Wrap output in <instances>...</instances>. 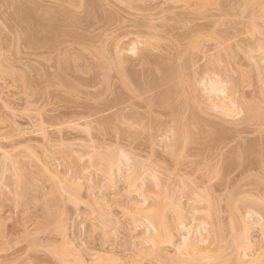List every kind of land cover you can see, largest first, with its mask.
<instances>
[{
  "label": "rangeland",
  "instance_id": "rangeland-1",
  "mask_svg": "<svg viewBox=\"0 0 264 264\" xmlns=\"http://www.w3.org/2000/svg\"><path fill=\"white\" fill-rule=\"evenodd\" d=\"M16 1L0 0V39L8 41L0 42L2 43L0 49L7 48L5 49L7 52L0 50V61L5 59L12 61V63L0 62V159L5 156L4 159L9 160V170H5L4 173L19 174L20 183L19 189L16 188V190L12 189V184L8 188L10 180L7 188L0 185L6 188L5 197L3 196L5 199L0 198V205L4 204L0 208V231L8 232L7 235L5 234L7 239L0 236V257L2 258L0 263L11 264L14 261L12 259L16 257L19 261L16 259L17 261L12 264L21 262L22 257L19 251L28 250L32 261H29L31 260L29 257L28 262L25 259L24 263L29 264H73L75 262L73 254H79L77 257L81 256L80 258L87 264H93L92 254L94 253L108 256L112 260L109 264H175L174 261L170 262L171 258H174L175 249L164 240V235L170 231L173 239H177L181 232L179 225L184 224L190 229L189 241L178 253L184 254V257L186 256V259L188 257L192 262L187 261L194 263L201 260L205 264H212L209 253L221 250L224 256L226 254L231 257L227 259L223 257L226 261L228 258L231 259L225 264H236L234 255L237 254L235 252L237 249L234 250L233 243L234 235L237 236V225L235 234L232 232L233 235L230 229L233 221L231 217L235 220V217L240 214L247 219L249 212L253 213V216L247 219L251 225L249 237L256 241L254 247L249 249V253L247 252L249 256L243 257V260L253 259L258 253L263 252L264 237L261 236L260 225L263 226L264 223H255L254 218L260 211L257 208L258 203L255 205V200L257 202L264 200V82H262L264 78L262 79L263 76H261L260 81L256 76L253 61L258 60L260 66L264 68V53L262 54L258 49L259 45H264V18L257 16L259 8H264V0H250L248 3H246L247 0H198L197 6L187 4L183 0H128V3L124 0H97V5H94L96 10L94 9V12L90 10L91 13L88 12L89 9L86 10L82 0H34L43 7L45 5L55 9L53 6H56L70 13L65 12L67 17L62 15L63 11L62 14L59 13V10L56 11L59 14H54L57 18L60 14L64 17L65 24L61 17L57 19H60L61 22L58 21L60 25L64 24L61 25L62 34L59 32L61 35H63L64 27V33L76 30L82 34L80 39L74 35L71 36L70 33V35L64 34V36L67 35V39L68 35L71 36L68 40L76 37L74 39L75 44L79 40L78 47L72 43L73 40L70 41L71 43L67 39L64 41L63 36L64 40L61 38L60 41L61 35L59 34L58 38L56 35L55 38L61 43L60 49L58 47L57 50L55 49L57 45L53 49L51 46V48L44 47V39L40 37L45 34L35 36V39L43 45L29 44L36 40L27 42L30 39V35L27 34L35 26L33 22L36 21V27L39 24L38 28L44 24V27L40 29H46L47 21L42 20L43 22L40 21L37 24V15L39 18L43 10L41 8L42 10H36L40 15L32 13V16L36 17V20L32 22L33 25L26 26L28 30L23 27L21 29L13 21L14 17H11L14 14H11L17 3L25 6V1L18 0L17 3ZM252 2L254 4H251ZM249 4L250 7H248ZM53 9L51 10L55 11ZM50 11L48 12L51 13ZM87 12L93 13V17ZM74 17L78 18V22L74 20ZM52 18L56 20L55 17ZM254 20L258 23V32L252 30L251 24ZM142 31L144 37L140 35ZM73 32L71 33L75 34ZM149 32L151 33L147 37L145 33ZM32 33L30 34L33 36ZM154 33L158 35L161 33L159 35L161 38L151 37L155 35ZM21 34H23L22 37H20ZM162 34H165L167 38L165 36L163 38ZM80 36L78 34V37ZM82 36L84 38L87 36L88 39H85V43L83 40L80 45ZM12 37L16 41L12 42L13 44L10 42V40L13 41ZM145 37L149 40H145ZM115 39H119V42L123 44L120 43L122 48L125 47L124 57L135 58L137 51L140 52L139 48L143 47L142 50L145 48L144 51L149 50L148 53H154L160 56V59L166 58L165 60L170 64L189 65L188 73L191 76L195 74L194 79H197L195 88L191 86L185 89L186 85H183L184 87H178L181 93L177 92L176 82H173L176 79L173 77L169 79H172V83L176 85L172 84L177 89L176 92L181 95L183 92V95L192 97L194 104L187 107L180 106L178 102L180 95L174 94L175 90L172 91V95L170 89L166 88L171 82L163 85L167 89L165 93L170 96L166 98L168 100H164L165 104L161 101L162 95L161 98L157 96L161 103L155 102L156 99L151 100L154 98L151 95L156 92L149 91L148 87L151 86H146V78H149L148 75L151 74L150 81H155L161 77L157 74H161L162 70L158 72V63L156 66L151 65L150 57L149 62L141 61L145 58H142L138 64L131 62L136 65H132L136 71L134 68L131 69L136 78H131L133 80L130 82V77L128 80L124 79L125 82L122 81L123 78L118 77L121 70L117 65L118 68L109 67L110 70L107 71L108 67H105L104 70L103 63L95 55L93 56L94 51L103 47L111 49ZM177 39L180 42L178 48L177 46L172 48L174 46L172 44H175L172 42ZM141 40L154 42L152 44L155 46L158 44V46L151 48L150 44L146 47V42L142 43ZM220 42L230 43L231 51L235 53L232 55L235 59L233 62L231 59V63L228 64L229 68L224 61L219 62L215 67L205 62L206 56L213 55ZM66 44L69 49L65 46ZM72 44L75 47H71ZM83 45L87 50L89 49L88 52L90 50L93 52L85 53L87 51L84 50L86 48H82ZM13 47L14 51H12ZM62 47L66 49L64 52L69 50V55L75 49L72 54L76 59L81 56V60H86V55L91 56L86 61L77 59L79 62L71 57L72 62L76 61L75 65L72 62L68 64L61 62L62 67L63 64L65 67L69 65L67 70L64 69L66 72L61 74L63 78H67L65 83H63L64 79L60 78L61 75L57 77L62 72L58 71L63 70L59 68L61 57L58 58L59 55H56L60 52L64 53ZM113 48L110 52L114 51ZM49 49L55 51L51 52L52 50ZM76 49H79V54L84 53L83 56L78 55ZM249 53L253 55L254 60L249 58ZM111 55L115 56L112 53ZM155 55L153 56L156 57ZM154 57L151 58L154 59ZM156 59L158 60L159 57ZM112 61L114 60H111V64ZM115 61L117 62V59ZM77 63L85 64L87 68L81 65L79 68V65L76 66ZM98 63L101 67H98ZM1 64L11 66L7 67L11 68V74L5 70L7 69L5 66L3 69ZM17 71L20 74L22 72V75H18ZM186 71H188L187 67ZM127 73L129 72L126 71L124 78L125 75L129 76ZM12 74L15 75L11 76ZM133 74L131 72L130 76L134 77ZM152 75L157 76V79L152 78ZM85 78L89 82L91 80L94 82L97 78L98 80L97 83L87 87L89 82L85 83L86 86L83 84ZM214 78L223 80L220 86L226 91L224 95L222 93L218 95L221 98L224 96L225 99L218 98L224 101L226 107L234 109V113L227 114L228 109L226 113H221L217 108L219 100L214 97L215 99L210 101V96L217 95L207 94L203 90V84L208 85ZM227 78H231V83L236 82L234 91L231 89L234 86L230 87L232 84L228 83L229 80L224 82ZM169 79L167 81H171ZM67 80L72 82L68 81L69 84H67ZM126 81L131 84H127ZM163 81L165 82L166 79ZM93 84H96L95 87ZM145 86L148 88H146L147 91L152 93L151 95L149 92L145 93ZM229 87L231 90L228 89ZM155 90L158 91L157 86ZM160 92L158 91L157 94L159 95ZM146 94L151 96L150 100L145 98ZM111 102H113L112 107L110 105L107 107V104ZM125 104L127 108H130L127 109L128 111ZM105 105L107 108L104 107ZM121 105L125 107L127 114L119 113L120 109L116 111ZM102 107L104 110H101ZM77 111L78 114H76ZM110 111L117 112L118 115L116 113L111 115ZM106 113L108 116L105 115ZM191 115H195L194 120ZM168 127L172 128L170 132L173 131L170 136H167ZM162 128H166L164 132H167H163V136ZM218 129H221L223 134L219 133ZM69 144L71 147L65 149V146ZM5 152L10 153L8 157L3 155ZM122 154H125L128 159ZM102 159L109 160L108 165L99 166V161L101 162ZM2 161L4 160H0L1 163ZM13 164H16L17 169L13 167ZM3 166L1 164V167ZM134 174H141L140 178L144 182L137 179L136 185H130L128 179ZM151 174H154L155 178H150ZM6 175L4 174L5 177ZM5 179L7 178H4V181H7ZM66 179L74 181L75 184L72 183L74 186L70 184V180L69 184L73 186L71 189L74 188L81 204L74 206L70 203L67 199L69 190H62L60 194L54 192V188L59 187L56 183L67 187V183H64ZM87 179L89 182L85 183ZM164 179V184H169L175 191L184 214L177 219L170 210L163 209L161 213L165 215L162 217L169 227L168 231L163 228L159 217L154 219L156 217L154 216L153 224L160 233L152 242L153 234L156 232L145 231L152 227L146 217L151 212H155L153 201L155 202L156 196L161 192L164 185L161 182ZM140 182L143 183L141 189L137 186ZM88 185L92 187L89 188ZM22 187H24L23 190ZM1 190L3 193V189ZM162 197L158 196L160 199ZM201 197L205 200L200 199ZM198 199L200 200L195 201ZM86 200L97 202L95 206L90 201L95 206L93 208L92 205L91 209L102 213L100 215L103 219L110 218V222L106 219L107 225L104 223L105 231H103L105 225L96 221L97 217L92 216L91 209L87 210V205L84 203L88 201L83 202ZM229 204L236 206L232 210L233 206ZM261 205L263 207V203ZM62 209L66 230L61 234L55 229L53 218ZM208 213L210 215L212 213V220ZM251 219L254 220L251 221ZM80 225L84 226L85 231H82ZM212 226L214 228L216 226L217 229L220 227L221 232L216 229L219 234L212 233L210 229ZM209 230L213 236L209 235ZM211 239L214 241L211 242ZM28 246L31 248L29 249ZM70 249L74 253L68 252ZM17 250H19L16 252L18 254L14 258L12 253ZM214 252L212 254L215 255ZM178 253L176 251V254ZM207 253L208 260L203 258L204 255L207 256ZM222 254L217 253L218 258L220 255L223 256ZM17 255L20 257L18 258ZM23 255L27 256V253ZM214 255L212 256L215 259ZM197 256L202 259L196 258ZM215 261L219 262L218 259Z\"/></svg>",
  "mask_w": 264,
  "mask_h": 264
},
{
  "label": "bare ground",
  "instance_id": "bare-ground-1",
  "mask_svg": "<svg viewBox=\"0 0 264 264\" xmlns=\"http://www.w3.org/2000/svg\"><path fill=\"white\" fill-rule=\"evenodd\" d=\"M3 1H5V0H3ZM18 1V0H17ZM17 1H16V3H17ZM22 1V0H21ZM25 2V6L23 5V4H21V3H17V5L19 4L20 6H14V11L16 12H14L13 11V13L11 14V15H13V16H11V17H14L13 18V21L16 23V25L17 26H19L21 29H22V27H23V29H25L26 30V28L27 27H29V25L31 26V24L33 25V23H35V26H33L32 27V31L30 32V33H32L33 34V36L29 33V34H27V32H26V34L27 35H30L29 36V38L30 39H28V36H27V39H28V43H29V40L30 41H33V40H36V42H31V43H29V44H39V46H40V44L41 45H43L42 44V42H40L39 40H37V39H35L36 37V34H38L37 36H40L41 34H45L43 37L41 36L40 38H43L44 39V47L46 48L47 46H48V48H51L52 47V49H53V47L54 46H56L57 45V48L55 47V49L57 50L58 49V47H59V49H60V44L61 43H59V39L57 40L56 38H55V36L57 35V38H58V36H59V34L61 33V30H63V27L61 28V25H64L65 24V21H63V16H61V12L63 11V13L64 14H62V15H66V13H69L66 9H60V7H56V6H53V7H55V9H53V8H51V7H49V6H45L44 5V7L42 6V4H39L38 3V1L36 2V1H34V0H24ZM97 0H82V3H83V5L85 4V8H86V10L88 11V9H89V11L88 12H90V10L92 11V12H94L96 9H95V7L96 6H94V5H97V2H96ZM125 2H127L128 3V0H124ZM176 1V0H175ZM181 1V0H180ZM188 0H183V2H186L187 4L188 3H191L192 5H195V6H197L198 5V3H196V2H198V0L197 1H192V0H189L188 2H187ZM191 1V2H190ZM211 1V0H210ZM246 1V0H245ZM253 1V0H252ZM35 2L37 3V4H39V5H37V4H35ZM80 2V1H79ZM248 2H250V0H247L246 1V3H248ZM6 3V2H5ZM26 3H28V4H26ZM245 3V4H246ZM8 4V3H7ZM87 4V5H86ZM197 4V5H196ZM251 4H254L253 2L251 3ZM14 5H15V3H14ZM82 5V6H83ZM23 6V7H22ZM40 6V7H39ZM246 7H247V5H245ZM19 7V8H18ZM46 7V8H45ZM49 7V9L51 8V9H53V10H55V11H52L51 9V11L49 10V9H47ZM88 7V8H87ZM248 7H250V4L248 5ZM254 7V6H253ZM43 10H42V9ZM44 8L47 10H44ZM56 8H57V10H56ZM93 8V9H92ZM251 8H252V6H251ZM11 9V8H10ZM38 9H41L40 11L42 12H40L41 13V15L39 14V13H37L36 12V10H38ZM95 9V10H94ZM258 9V8H257ZM260 9V11H258ZM257 11H258V15L257 16H260V17H262V18H264V8L262 7V8H259ZM12 10V9H11ZM17 10V11H16ZM24 10V11H23ZM59 10V13H61L60 14V16L58 17V18H62V21H63V23L60 25V23L59 22H61V21H59V20H57L58 18H57V15H54V14H59L58 12H56V11H58ZM35 11V12H34ZM44 11H46L45 13H44ZM48 11H50L51 13H49ZM22 12H23V14H22ZM26 12V14H24ZM48 12V13H47ZM54 12V13H53ZM66 12V13H65ZM88 12H87V14H88ZM97 12V11H96ZM95 12V13H96ZM32 13H34V15H36V14H39L40 16H39V18H38V15H37V24H38V22L40 23V21L41 22H43L42 20H44V22L45 21H47L45 24H47V26H46V29H40L42 26L44 27V24H42V26L40 27V28H38L39 27V24L37 25V27H36V21L35 22H33L34 21V19L36 20V17H34V16H32ZM36 13V14H35ZM48 15H50V16H48ZM91 13V12H90ZM89 13V14H90ZM94 13V14H95ZM98 13V12H97ZM16 14V15H15ZM70 14V13H69ZM68 14V15H69ZM88 14V15H89ZM25 15V16H24ZM46 15V16H45ZM92 15V17H93V13L92 14H90L89 16H91ZM96 15V14H95ZM48 16V17H47ZM70 16V15H69ZM68 16V17H69ZM41 17V18H40ZM45 17V18H44ZM52 17H55L56 18V20L55 19H53ZM65 17H67V16H65ZM43 18V19H42ZM39 19V20H38ZM11 20V19H10ZM74 20L76 21V22H78L77 20H78V18L76 17H74ZM59 21V22H58ZM33 22V23H32ZM57 22V23H56ZM30 23V24H29ZM258 23H257V21H253L252 22V30L253 31H255V32H258L259 31V26L257 25ZM27 26V27H26ZM60 26V27H59ZM25 27V28H24ZM59 27V28H58ZM33 28H37V29H33ZM61 28V29H60ZM27 30H28V28H27ZM37 30V31H36ZM67 30V29H66ZM23 31V34H25V32ZM37 33H36V32ZM67 31H69V30H67ZM66 31V32H67ZM71 31V30H70ZM68 32V33H64L65 32V27H64V32H63V35H61L59 38H60V41H61V38L64 36V34H71V36H76L77 37V39H80L81 38V36L80 35H82V34H80V32H78V31H76V30H74V32L76 31L77 32V34H76V32H75V34H72L71 32H73V30L71 31V32ZM60 32V33H59ZM73 32V33H74ZM150 33L151 32H149V33H145L146 34V36L148 37L149 35H150ZM23 34H21V36L20 37H22V35ZM35 34V35H34ZM40 34V35H39ZM69 34V35H70ZM78 34H79V36L80 37H78ZM144 35V33H143V31H142V33L140 34L141 36H143ZM152 34H153V32H152ZM155 34V33H154ZM161 33H159V35H160ZM68 35V37L69 38H71V36H69ZM83 35H85L84 33H83ZM137 35H139V33H137ZM158 34H155L154 36L152 35L151 37H153V38H161L160 36H159ZM26 36V35H25ZM34 37V38H32V37ZM121 36V35H120ZM119 36V37H120ZM156 36V37H155ZM159 36V37H158ZM163 38H164V36H165V34L163 35H161ZM65 37V40H64V38H62V40H64V41H66V39H67V35H65L64 36ZM76 37H74V38H76ZM122 37V36H121ZM120 37V38H121ZM144 37V36H143ZM23 38H24V36H23ZM22 38V39H23ZM68 38V39H69ZM70 39V40H68L69 42L71 41V40H73L72 41V43H74L75 44V39ZM82 38L83 39H81L80 40V45H81V42H83V40H84V42L83 43H85V39H88L87 38V36H85V38H84V36H82ZM118 38V37H117ZM116 38V39H117ZM165 38H167L166 36H165ZM11 39H13V37L11 38ZM115 39V40H116ZM148 40H149V38H147ZM146 39V37H145V40H147ZM151 39V38H150ZM3 41V43L4 42H8V41H6V40H3V39H0V42H2ZM8 40V39H7ZM15 40V38L13 39V41L12 40H10V42L12 43V42H16V41H14ZM23 40H26V39H23ZM113 40V42H112V48L114 49V51H112V52H110V50L112 49H108V48H105V47H103V48H98L99 50H97V51H94L95 52V54H93V56L95 55L96 56V58H98L103 64V66L102 67H104V70H105V67H108V68H106V69H108L107 71H109L110 69H109V67H112L113 69H115L117 66H119V69L122 71V68H123V71H124V73H123V71L121 72V71H119L121 74H119V76L118 77H121V78H123V80L122 81H124L125 82V80L124 79H126V80H128L129 79V77H130V79H129V82L131 81V80H133V79H131V78H136V76L133 74L134 73V71L132 70L131 71V69H133L134 68V66H136L135 64H132L131 62H133V63H137L138 64V62L143 58H145V60H141L142 62L143 61H148L149 60V57H150V60L149 61H152V63H151V65L153 64V65H155L156 66V64L158 63V65L160 66V68H159V66H158V69H159V71L158 72H160L161 70H162V73L160 74V73H158L157 74V76H161V77H158V79H157V76L155 77V76H153L152 75V78H156L157 80H152V81H150L151 80V74L150 75H148L149 76V78H146L147 80V82H145V84L147 83V84H149V85H147L146 84V86L148 87V86H151V87H148L149 88V91L150 92H152V93H154V92H156V94L154 93L153 95H151L152 93H150L149 91H147V87L145 86V89L146 90H144L145 91V93L146 92H149V94L152 96V97H154V98H152L151 99V96L148 94H146L145 95V98H148L147 100H155V102H159V103H161V101L165 104V102H164V100H168V99H166L167 97L169 98L170 96L167 94V93H165L166 92V90L167 89H165L164 88V84H166V83H168V82H171V83H168L169 85L171 84H173L172 83V79H169V78H175L176 79V81H173L174 83L176 82V85H177V89H178V87H180L181 88V86H183V85H186L184 88L186 89H188V87L190 88L191 86H192V88L194 87L195 88V84H196V81L195 80H197V79H194V78H196V76H195V74H192V76H195V77H192L188 72H189V69H190V67H189V65L188 66H184L183 64L181 65V64H170V63H168L167 62V60H165L166 58H161L160 59V56H156L154 53H152L151 54V52H147V51H149V50H147V48H146V50L147 51H144L145 50V48L142 50L141 48H143V47H140L139 49V51L140 52H138L137 51V58H138V60H137V58L135 59V58H130V57H124V55H125V53H123V52H125V51H123V49L125 48H122L123 46V44L121 43V42H119V39L118 40ZM55 41V43H59V45H58V43L57 44H54L53 42ZM142 41V43H145L146 42V47H148L150 44V46L149 47H151V48H153L152 46H154V47H157L158 46V44H157V46H155V44L153 45L152 43H154V42H150V41H144V40H141ZM141 41H139L140 43H141ZM144 41V42H143ZM151 41H153L152 39H151ZM175 41V40H174ZM172 42V43H175V44H172V45H174L172 48H176V46H177V48H178V44H180V42L178 41V39L175 41V42ZM26 42V43H27ZM40 42V43H39ZM63 42V41H62ZM78 42V43H77ZM89 42V41H88ZM11 43H8V44H11ZM67 43V42H66ZM71 43V42H70ZM76 43L77 44H79V40H77L76 41ZM90 43V42H89ZM122 45H121V44ZM149 43V44H148ZM155 43H157V42H155ZM177 43V44H176ZM0 44H2V43H0ZM13 44V43H12ZM77 44H75L77 47H78V45ZM86 44H88V43H86ZM67 45L68 44H66L65 46L67 47ZM262 45V44H261ZM259 45L258 46V49L260 50V52L263 54L264 52L262 51V50H264V45ZM51 46V47H50ZM90 46H92V45H90ZM111 46V45H110ZM144 47H145V45H143ZM11 47H12V45H11ZM15 47V46H14ZM14 47H13V50L12 51H14ZM65 47V48H66ZM69 47V46H68ZM67 47V48H68ZM71 47H75V46H73V44L71 45ZM76 47V48H77ZM88 47H89V45H88ZM10 48V47H9ZM8 48V49H9ZM63 48V47H62ZM83 49L84 48H86V46H84L83 45V47H82ZM81 48V46H80V49H82ZM96 48V47H95ZM131 48H133L134 49V47H131ZM151 48H150V50H151ZM5 49H7V48H3V50H2V48L0 49L1 51H4V52H7V51H5ZM52 49H49V50H52ZM69 49V48H68ZM67 49V52L65 51L64 52V50H66V49H62L63 50V52L64 53H61L60 51V54H56V55H59V57L58 58H60L61 57V61H60V65H59V62H58V65L60 66H58L59 68H63V70L61 69L60 71H58V72H61L60 74H58L57 75V77L58 76H60L63 72H66V71H64V69H66V68H68V66H64L65 64H63V67H62V65H61V62L62 63H69V62H72V60L74 59V60H76V61H78L79 62V60H77V59H79L81 56H79V58L77 57V59L76 58H73V57H75V55L73 56V54H72V52H73V50H75V49H73L72 50V52H71V55H69L70 54V52H69V50ZM72 49V48H71ZM82 49V50H83ZM129 48H127V50H128ZM132 49V50H133ZM149 49V48H148ZM231 46H230V43L228 44V42H226V43H224V42H220L219 44H218V47L216 48V51L214 52V54L212 55V54H209V56H206V58H205V62H207V64L208 65H210V66H212V67H215L219 62H221V61H224L225 63H226V66L228 67L229 65L228 64H230L231 63V59H232V62H233V60L235 59V56H232L233 54L235 55V53L234 52H232L231 51ZM77 50V49H76ZM84 50H86L87 52H85V53H92L93 51H91L90 50V52H88V50H87V48L86 49H84ZM129 50H131V49H129ZM55 50H52L51 52H54ZM71 51V50H70ZM78 52V55H80V54H82V56H83V54L84 53H80L79 54V49L77 50ZM10 52V51H9ZM68 52H69V54H68ZM76 52V51H75ZM83 52V51H82ZM3 53V52H2ZM50 53V52H49ZM76 53V54H77ZM111 53L113 54V55H115L116 56V58H112V57H115V56H112L111 55ZM4 54H7V53H4ZM75 54V53H74ZM88 54V55H89ZM148 54H150V55H148ZM8 55V54H7ZM148 55V56H147ZM152 55V56H151ZM153 55H155L156 57H154ZM1 56V55H0ZM261 56H263V55H261ZM55 57V56H54ZM71 57L73 58V59H71ZM86 57V58H85ZM84 58L86 59V60H89L88 58L90 57L91 58V56L89 55V57H87V55L85 56ZM154 57V59H152V58ZM159 57V59L157 60L156 58H158ZM162 57V56H161ZM264 57V56H263ZM4 58H6L5 56H4ZM55 58H57V57H55ZM57 58V59H58ZM93 58V57H92ZM127 58V59H126ZM148 58V59H147ZM249 58H251V59H253V55L251 54V53H249ZM117 59V62L115 61ZM128 59H130V61L128 60ZM136 61H135V60ZM152 59V60H151ZM206 59H207V61H206ZM262 59V58H261ZM59 60V59H58ZM69 60H71V61H69ZM80 60H81V58H80ZM83 61H86V60H84V59H82ZM81 60V61H82ZM111 60H114V62L113 63H116L115 65L113 64V66H115V67H113L112 66V64L110 63L111 62ZM126 60H128V61H126ZM134 60V61H133ZM154 60V61H153ZM157 60V61H156ZM161 60H163L162 62H160ZM165 60V61H164ZM254 60V59H253ZM1 61H3V62H5V61H7L6 59L5 60H1ZM0 61V62H1ZM8 61H10L9 63H12V61L9 59ZM7 61V62H8ZM75 61V62H76ZM148 61V62H149ZM264 61V60H263ZM75 62H72L73 64L75 63ZM153 62H155V63H153ZM8 63V64H9ZM85 63V62H84ZM160 63V64H159ZM66 64V65H67ZM87 64V63H86ZM98 64H99V66H98ZM97 65H96V67L98 66V67H101V64L100 63H98ZM9 65H11V64H9ZM6 66V65H2L1 64V67L3 68V69H5L3 66H5L6 68L7 67H11V66ZM13 65V68H14V64H12ZM75 65V64H74ZM77 65H79L78 63L76 64V66ZM82 67H85V68H87L86 66H84L82 63L80 64ZM79 65V66H80ZM117 65V66H116ZM128 65V66H127ZM132 65H134V66H132ZM177 65V66H176ZM253 65H254V68L256 69L255 70V72H256V76L259 78V80L261 81V76H263L262 77V79L264 78V68L262 67V66H260V62H258V60L256 61V60H254L253 61ZM73 66V65H72ZM78 66V67H79ZM81 66L79 67V68H81ZM95 66V65H94ZM132 66V67H131ZM65 67V68H64ZM121 67V68H120ZM130 69H129V68ZM186 67H187V70L188 71H186ZM1 68V69H2ZM78 68V69H79ZM118 68V67H117ZM189 68V69H188ZM193 68V67H192ZM229 68V67H228ZM11 68H7V69H5L6 71L8 70L9 72L8 73H10L11 74V70H10ZM100 69V68H99ZM161 69V70H160ZM13 70H15V69H13ZM59 70V69H58ZM67 70V69H66ZM76 70H77V68H76ZM112 70V69H111ZM132 72V74L134 75V77H131L130 76V74H131V72ZM134 70H135V68H134ZM209 72H210V70L209 69H207ZM227 70H229V69H227ZM226 70V71H227ZM3 71V70H2ZM126 71L127 72H129V73H127V74H129V76L128 75H125L126 77L124 78V74H126ZM136 71V70H135ZM13 72V71H12ZM16 72V71H15ZM18 72V71H17ZM192 72H193V69H192ZM191 72V73H192ZM3 73H5V72H3ZM7 73V74H8ZM19 74L18 75H22V72H21V74H20V72H18ZM90 73V72H89ZM108 73V72H107ZM137 73V72H136ZM194 73V72H193ZM9 74V75H10ZM16 74V75H15ZM14 75L15 76H17L18 77V75H17V73H15ZM24 74V73H23ZM137 74H142L141 72L139 73H137ZM160 74V75H159ZM13 74L11 75V76H14ZM64 75H65V73H64ZM138 76V75H137ZM191 76V77H190ZM62 77V75L60 76V78ZM92 77V76H91ZM90 77V78H91ZM128 77V78H127ZM24 79L26 78L25 76L23 77ZM63 78V77H62ZM61 78V79H62ZM120 78V79H121ZM169 80H171V81H167L168 79ZM23 79V81H26V80H24ZM64 80V82L63 83H65V79H67V78H63ZM149 79V80H148ZM160 79H161V81H160ZM164 79H166V81L164 82L163 80ZM175 79H173V80H175ZM20 80H22L21 79V77H20ZM90 80V79H89ZM98 80V78L94 81V82H92V80H91V82H89V81H86V78L85 79H83V84H85V83H87V82H89L88 84V86L87 87H89V86H92V83H95L96 81ZM222 79H213V80H211L210 81V83L207 85V84H203V81H201L200 80V82L203 84V86H202V88H203V90H205V92L207 93V94H216L217 96H213V97H211L210 96V101L212 100H214L215 98L214 97H216L218 100H219V98H221L218 94L220 93H224L226 90H224L221 86H220V84H221V82L223 83V80L221 81ZM229 80V82L228 83H231V78L229 79V78H227L226 79V81L224 80V82H227ZM234 79H232V81H233ZM264 80V79H263ZM262 80V82H264ZM62 81V80H61ZM68 81L69 80H67L66 81V83L67 84H69L68 83ZM82 81V80H81ZM158 81V82H157ZM22 82V81H21ZM69 82H72V81H69ZM127 82V84H131V83H129L128 81H126ZM24 83V82H23ZM97 83V82H96ZM159 83V84H158ZM227 83V84H228ZM236 84V82L234 81V82H232L231 84L232 85H230V87L231 86H234V87H231V89H232V91H234L233 90V88L235 89L236 88V86H235V84ZM72 85V84H71ZM87 84H85V86H86ZM94 85V84H93ZM96 85V84H95ZM95 85L93 86V87H95ZM162 87L163 86V88H160V86ZM169 85H167V87L166 88H168V89H170L169 91H171V94L173 95V92L172 91H174V94H176V95H178L179 93H177V92H180L181 91V89L179 88L178 89V91L176 92V88L174 87V86H176V85H172V86H169ZM188 85V86H187ZM194 85V86H193ZM156 86H157V88H158V91L160 92V90L161 89H164L163 91L161 90V92H163V93H165V95H167L165 98H164V96H163V94L160 92L159 93V95L157 94L158 93V91L157 90H155L156 89ZM159 86V87H158ZM170 88H169V87ZM152 87H154V88H152ZM230 87L228 88V89H230ZM184 88L182 89V90H184ZM151 89L153 90V91H151ZM160 89V90H159ZM230 89V90H231ZM155 90V91H154ZM229 90V91H230ZM169 91H167V92H169ZM232 91H230V92H232ZM235 92H236V90H235ZM181 93V92H180ZM169 94H170V92H169ZM170 94V95H171ZM161 95H162V98H161ZM180 96H179V100H178V102H179V104H180V106H182V107H187V106H190V105H193L194 104V102H193V98L192 97H190V96H185V95H183V92H182V95L181 94H179ZM224 95V94H223ZM264 95V94H263ZM147 96H149V97H147ZM156 96V97H155ZM160 97L162 100L160 101V98L158 99V97ZM208 97H209V95H208ZM219 97V98H218ZM224 97V96H223ZM221 98V99H225V97L224 98ZM150 98V99H149ZM221 99L218 101L219 103H217L218 104V107L217 108H219V111L221 112V113H226V110L228 109L229 110V112H227V114L228 113H230V112H232V113H234L233 111H234V109H230V108H228V107H226L225 106V103H224V101L222 100L221 101ZM211 101V102H212ZM231 102V101H230ZM112 104H113V102H111V103H109V104H107L108 106L107 107H109V105L112 107ZM121 104V103H120ZM214 104V103H213ZM124 105V104H123ZM123 105H121V107H119L118 108V106H117V108L118 109H116V111L118 112V110L120 109H122L121 111L119 110V113H121L122 115H124V114H127V109H130L129 107L127 108V106H126V104H125V106H126V110H125V107H123ZM128 106H129V104H127ZM114 106V105H113ZM120 106V105H119ZM105 108H107L106 107V105L104 106ZM116 107V106H115ZM103 108V107H102ZM124 108V109H123ZM113 109H115V108H113ZM101 110H104V108L103 109H101ZM125 110V111H124ZM112 111H115V110H112ZM112 111H110L111 112V115H112V113H116L117 114V112H112ZM106 112V111H105ZM126 112V113H125ZM73 113H76V112H73ZM72 113V114H73ZM108 113V112H107ZM107 113L105 114V115H107ZM124 113V114H123ZM76 114H78V111H77V113ZM121 114H119V115H121ZM74 115V114H73ZM108 115H109V113H108ZM107 115V116H108ZM118 115V114H117ZM75 116V115H74ZM79 116H81L80 114H79ZM76 117V116H75ZM77 117H78V115H77ZM191 118L194 120L195 119V115H191ZM163 129V131L161 132V135L163 136V132H164V130L166 129H164V128H162ZM167 129H169V130H167V132L169 133V134H167V136L169 135L170 136V134H172V132H170V130H172V128H167ZM221 130V129H220ZM219 129H218V131H219V133L221 132ZM166 131V130H165ZM167 132H164V133H167ZM223 132V131H222ZM221 132V134H223ZM196 134V133H195ZM194 134V135H195ZM167 136H164V137H167ZM196 136V135H195ZM168 138V137H167ZM68 145V144H67ZM70 148L71 146H70V144H69V146H65V149H67V148ZM93 149V148H92ZM10 154V153H9ZM8 153H4L3 155H6V157H8V155H9ZM12 156V155H11ZM122 156H124L126 159H128V157L125 155V154H122ZM5 157V156H4ZM4 157L2 158V159H0V160H4V161H2V163L0 162V185L2 184V186H5L6 188H7V184H8V182H9V180H10V182L11 183H9V186H8V188H10V184H12L13 186H12V189L14 190H16V188H18V186L20 185V183H19V174H17V173H15V172H11V174L9 175V174H7V175H9L8 177H7V175H6V173H4L5 172V170H9V163H8V161L9 160H6V159H4ZM10 157V156H9ZM12 158V157H11ZM98 158H100V157H98ZM4 163V164H3ZM108 163H109V160L107 161L106 159H102L101 160V162L99 161V166H101V165H108ZM1 164L2 165H4L3 167H1ZM8 167V168H7ZM13 167L15 168V169H17L16 167V164H13ZM5 168V169H4ZM7 168V169H6ZM99 169H100V167H99ZM14 171H16V170H14ZM4 174L6 175V177L4 176ZM140 176H141V174H134V175H132V176H130L129 177V184L130 185H136V180L137 179H141L140 178ZM177 176H179V175H177ZM4 178H7V179H5V180H7V181H4ZM142 178L144 179V177L142 176ZM150 178H155V175L154 174H151L150 175ZM112 179V176L110 175V180ZM70 180V179H69ZM69 180L68 179H66L65 181L66 182H64L65 184L67 183V187H66V185H65V187H64V189H63V187H62V184L61 183H56V184H58L59 185V187H60V184H61V187L59 188L58 187V185L56 186V187H58V188H54L55 190H54V192L55 193H57V194H60V192H62V190L64 191V190H69V192L67 191V193H68V196H67V199L68 200H70V203H72L74 206H77L78 204H81V202H79V197H78V195L77 194H75V192H74V188L73 189H71L74 185L73 184H75V183H73L71 180H70V184L71 185H73L72 187H71V185L69 184ZM142 180V179H141ZM2 182V183H1ZM85 183H88L89 182V179H87L86 181H84ZM142 182H144L143 180H142ZM164 182H165V179L163 180V182H161V183H163L164 184ZM73 183V184H72ZM143 184V183H142ZM141 182H140V185L139 184H137V186H140L139 188L141 189ZM169 184H164L163 186H162V189H161V192H162V194H161V192L156 196L157 197V199H155V202L153 201V210L155 211V212H151L150 214H148V216L146 217V220H148L147 222L152 226L151 227V229H147V230H145V231H147V232H150V231H154V232H156V233H154L153 234V240H152V242H154V237L156 238V236H158V234L160 233V231H159V229L158 228H156V226L153 224V217L154 216H156V217H154V219L155 218H157V216L159 217V219L161 220V222H162V225H163V228L165 229V230H169V227H168V225L166 224V221L164 220V217H162V216H165L163 213H161V212H163V209L165 208V209H167V210H170L173 214H174V216H176V218L177 219H179V218H181V217H183L182 215L184 214L183 212H184V210H183V208H182V206L179 204V202H178V200H179V198L178 197H176L175 196V191L172 189V187L169 185ZM5 187H0V198L1 199H5V198H3V196H4V191H5ZM88 187L89 188H91L92 187V185H88ZM165 187V188H164ZM170 189H168V188ZM1 189H3V193H2V190ZM19 189V188H18ZM24 189V187H22V190ZM71 189V190H70ZM163 189H164V191H163ZM73 190V191H72ZM72 191V192H71ZM160 191V190H159ZM174 193H173V192ZM164 192V193H163ZM164 194V195H163ZM2 196V197H1ZM158 196H163L161 199L160 198H158ZM5 197V196H4ZM155 197V198H156ZM203 198V200H205V198L204 197H201L200 199H202ZM200 199H198V200H195V201H199ZM208 199V198H207ZM88 201V203H84V204H86L87 205V210L88 211H90V209H91V206L94 204H96L97 202H95L94 200H86V201H83V202H87ZM93 203H91V202ZM229 201V200H228ZM256 202H255V205H257V203H258V205H259V202H260V206L262 207V203H263V207H262V209H261V207L260 206H258L257 205V208L260 210H258L259 212L257 213L258 214V216L257 217H259L258 219H257V217L256 218H254V219H256V222L255 223H258V224H260L261 222H263L264 223V200L263 201H258L257 202V200H255ZM90 202V203H89ZM201 202H202V200H201ZM234 202V201H233ZM231 203H232V201H231ZM235 203V202H234ZM2 204V203H1ZM3 206H4V204H2ZM85 205V206H86ZM93 205V208H95V206ZM230 206H233L232 207V210L235 208V206H234V204L233 205H231V204H229ZM3 206H1L0 205V208L1 207H3ZM90 207V208H89ZM257 208H256V210H257ZM156 209V210H155ZM160 212V214H163V215H161L160 216V214H159V212ZM95 210L94 209H91V211H90V213L92 214V216L94 217V216H96L97 217V220L96 221H98L99 223L101 222L102 224H103V226L105 225L104 223H106L107 221L108 222H110L111 220H110V218H108V217H104L103 215V217H104V219H105V221L103 222V218L101 217V215L100 214H102V213H99V211H97L96 210V215H95ZM156 212H158V213H156ZM232 212V211H231ZM89 213V214H90ZM98 213H99V215H100V217H99V215H98ZM154 213V214H153ZM209 215L208 216H210L209 218L211 219V217H212V213H211V215H210V213H208ZM260 215H261V217H260ZM249 216L251 217V216H253V213H248V215H247V219L249 218ZM245 216H243V215H240V214H238L236 217H235V220H234V218L233 217H231L232 219L231 220H233L232 222H231V225H230V229H231V233L232 232H234V234H235V226L237 225V229H236V234H237V236L236 235H234L233 233V235L235 236L234 237V243H233V248H234V250L235 249H237V251L235 250V252L237 253V254H235V252H234V257H235V260L233 259V256H232V259L234 260V262H237L236 264H264V254L262 255V253H264V251L263 252H260V253H258L257 254V256L255 257V258H253V259H248V260H243V257L245 258V256H249V249L250 248H253L254 247V243H255V241L256 240H252L250 237H249V234H250V232H249V229H250V227H251V225L249 224V221H247V219H246V217L244 218ZM102 220H101V219ZM253 218V217H252ZM106 219H107V221H106ZM209 219V220H210ZM254 219H251V221L252 220H254ZM212 220V219H211ZM263 220V221H262ZM94 221V220H93ZM95 221V222H96ZM235 221V222H234ZM53 224H54V227H55V229L59 232V233H64L65 232V230H66V221H65V217H64V212H63V209L62 210H60L58 213H57V215H55V217L53 218ZM106 225H107V223H106ZM106 225L104 226L105 228H103V231H105L106 230ZM262 225V224H261ZM260 225V227H261V236L262 237H264V224H263V226H261ZM81 226V225H80ZM82 228V231H85V230H83L84 228V226H81ZM213 228V229H212ZM212 228H210L211 230H209L208 232H212V233H215V232H217L218 230H220L221 228L220 227H218L219 229H217L216 228V226H215V228H214V226H212ZM146 229V228H145ZM215 229V230H214ZM216 229H217V231H216ZM179 230L181 231L180 232V235H179V237L177 238V239H173V237H172V234L170 233V231H168V232H164L165 233V235H164V240L167 242V243H169L170 245H172L173 246V249H175L174 251H175V254L173 255L174 256V258H171V260L172 261H170L171 263L173 262V263H175V264H198L199 262H201V260L200 261H196V262H194V263H190V262H192L191 261V259H188V257H187V259H186V256L184 257V254H181V253H178V251L179 252H181V248L183 249V247L185 246V245H187V243H188V241H189V231H190V229L188 228V227H186V225H184V224H180L179 225ZM214 230V231H213ZM3 232V233H2ZM5 231H0V236H1V238L3 237H5L4 239H7L6 238V233H8L7 231L4 233ZM207 232V233H208ZM210 232V234L209 235H212V233ZM219 232V231H218ZM217 232V234H219ZM220 232H221V230H220ZM6 234V235H5ZM221 234V233H220ZM5 235V236H4ZM213 236V235H212ZM220 236V235H219ZM1 238H0V241H1ZM151 238V237H150ZM149 238V239H150ZM214 239V238H213ZM151 240V239H150ZM177 240V241H176ZM2 241H4V240H2ZM145 241H147V240H145ZM144 241V242H145ZM176 243H175V242ZM214 240H212L211 239V242H213ZM1 243V242H0ZM3 243V242H2ZM2 246V245H1ZM32 246V245H31ZM29 247V249L31 248L30 246H28ZM170 247V246H169ZM22 249V248H21ZM20 249V250H21ZM23 249H27V248H24L23 247ZM168 249H166V251H167ZM19 250H17V251H14L13 253H12V256L14 255V258H15V255L16 254H18V253H16V252H18ZM176 251H177V253L178 254H176ZM221 250H219L218 252H217V250H216V252H214L215 253V255L214 254H212L213 252H211V253H209V251H208V249H207V252L209 253V255L211 256L210 258H211V260L213 261H211L212 262V264L213 263H215V262H217V261H215L214 262V260L216 259H218V261L219 262H217L216 264H225V263H227V261H229V260H231V259H229V258H231L230 257V255L228 256V255H226L225 254V256L222 254L223 253V251H221ZM68 252H73L71 249H70V251H68ZM168 252V251H167ZM248 252V253H247ZM19 255L22 257V259L20 260L21 262H18V263H15V264H23L24 263V261H25V259H27V262H28V260H29V257H30V259H31V256L30 255H28V250L27 251H25L24 252V250H23V252H21V251H19ZM21 253H25V255H26V253H27V256H24L23 254V256L21 255ZM74 253V252H73ZM72 253V254H73ZM77 253V252H76ZM208 253L206 254L207 256H203V258L205 257H208ZM217 253H218V255L219 254H222L223 256H221L220 255V258H218V255H217ZM71 254V255H72ZM180 254H181V256H180ZM9 255H11V254H9ZM19 255H17L18 256V258L20 257ZM74 255V257L75 258H73V260L76 262V260H77V263H73V264H87L86 263V261H84V259H82V258H80V257H77V255L79 256V254H73ZM76 255V256H75ZM183 255V256H182ZM212 255H214V257H215V259L213 258V256ZM240 255V256H239ZM11 256V257H12ZM92 259H93V261H94V263L93 264H109V263H111L112 262V260L108 257V256H103V255H101V254H97V253H94V254H92ZM169 255H167V257H168ZM25 257V258H24ZM223 257L225 258V259H227V257H229L228 258V260L226 261L225 259H223ZM1 258V257H0ZM24 258V259H23ZM77 258V259H76ZM168 258H170V256L168 257ZM196 258H198V259H202V257H196ZM221 258H222V260H221ZM2 259V258H1ZM7 259V258H6ZM12 259V258H11ZM16 259H17V257H16ZM16 259H12V260H14V261H17ZM207 259V258H206ZM208 259H209V257H208ZM207 259V260H208ZM214 259V260H213ZM220 259V260H219ZM187 260H189V261H187ZM14 261H12V263L14 262ZM19 261V260H18ZM29 261H32V259L31 260H29ZM222 261H226V262H223L222 263ZM10 262H11V260H10ZM27 262H25L24 264H29V263H27ZM34 262V261H33ZM11 263V264H12ZM1 264V263H0ZM31 264V263H30ZM33 264V263H32ZM200 264V263H199ZM201 264H205V262L203 263V261L201 262ZM207 264V263H206Z\"/></svg>",
  "mask_w": 264,
  "mask_h": 264
}]
</instances>
